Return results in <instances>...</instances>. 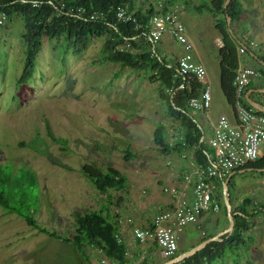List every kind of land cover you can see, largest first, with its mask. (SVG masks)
Returning a JSON list of instances; mask_svg holds the SVG:
<instances>
[{
    "label": "rangeland",
    "instance_id": "rangeland-1",
    "mask_svg": "<svg viewBox=\"0 0 264 264\" xmlns=\"http://www.w3.org/2000/svg\"><path fill=\"white\" fill-rule=\"evenodd\" d=\"M193 1L198 4L206 0ZM158 2L135 0L137 7L149 3L156 7ZM23 31L17 14L0 26V164L14 166V174L19 169L17 176L26 184L31 182L29 169L35 172L39 187L35 184L21 195L17 194L20 187L15 176L7 192L9 203L36 210L37 223L61 237L30 226L24 217L0 204V264H94L104 255L101 249L85 245L84 252L62 238L75 231L74 216L108 205L111 216L123 217L129 208V189L135 191V198L151 191L164 195L162 170L174 163L165 165L167 152L155 141V128L159 123L165 127L168 144L176 142L181 131L177 132L166 102L159 96V86L149 81V73L122 67L105 57L103 49L109 35L92 36L83 47H68L63 37H43L31 76L18 81L26 51ZM214 33H219L216 28ZM190 37L195 42L193 35ZM243 42L248 45V41ZM211 53L210 59L201 52L211 85V105L217 112L225 108L230 112L219 85V60L214 58L215 50ZM197 116L200 118V113ZM48 130L64 141L54 140ZM86 162L103 169L117 168L127 177L126 188H112L110 196L100 191L82 173ZM23 171L24 177L20 176ZM228 190L232 206L247 198L248 206L261 203L264 207V172H235ZM261 220L264 223V218ZM254 231L263 233L258 223ZM249 234L253 236L252 231ZM259 238L262 235L256 239L260 243ZM178 241L180 247H186L184 231ZM243 243L238 250H227L215 264H264V247L251 256V242ZM151 247L155 254L158 248L155 244ZM132 253L129 260L136 259V251ZM162 262L158 258L155 264Z\"/></svg>",
    "mask_w": 264,
    "mask_h": 264
},
{
    "label": "trees",
    "instance_id": "trees-1",
    "mask_svg": "<svg viewBox=\"0 0 264 264\" xmlns=\"http://www.w3.org/2000/svg\"><path fill=\"white\" fill-rule=\"evenodd\" d=\"M224 1L210 0L207 4L201 2L194 6L200 11L204 9L213 12L220 11L224 16L221 22L216 23L222 41V45L218 47L219 84L227 103L234 109L236 89L233 80L239 67L237 47L242 44L246 51L250 50V47L237 39L235 33L229 32L227 27L226 12L231 17V22L241 15L242 10L239 0H230L227 9L223 6ZM34 2H37V4L34 5ZM70 4L83 5L87 10L103 9L111 13L119 8H126L127 11H132L135 18L142 23L148 21L150 15L157 11L153 3L137 7L135 0H0V9L6 13L7 17L17 14L21 17L24 25L22 37L26 44V51L22 70L17 80L23 81L31 76L43 37L48 39L63 37L68 47H77L78 45L83 47L92 36L109 35V40L103 49L105 57L112 62L119 63L122 67H129L134 70L140 69L149 73V81L159 86V96L166 102L167 111L172 121L180 124L185 129L182 141L168 144L165 141V127L159 123L154 132L155 141L167 153L180 151L189 145H195L197 162L204 164L207 157L204 152L206 148L202 139V129L187 107L189 99L198 97L201 94L204 83L194 74H179L176 64H169L158 55L152 49L153 44L147 38L146 29L143 26L136 27V23L132 21L116 22L114 17H109L107 21H93L86 17H76L67 11L61 10L62 5ZM174 5L172 0H163L161 10L165 11ZM137 39H144L147 44L146 48L138 47ZM125 42L131 43L129 49L120 50L116 48L117 45ZM257 55L258 59L264 63V55ZM261 71L264 75V66ZM167 87L171 88L168 92L166 91ZM48 132L54 140L64 141L62 138L55 136L51 130H48ZM248 167H264V154L257 160L249 161L242 168L247 169ZM13 168L14 166L0 164V204L7 211L24 217L30 226L36 227L49 235L61 237L56 232L37 223L34 217L36 210L19 209L9 203L7 192L10 189V183L13 182L19 171L18 169L14 174ZM29 170L31 171V182L26 184L23 178L17 176V184L20 187L18 195H21L22 190L25 192L32 190L35 184L38 186L35 172ZM81 170L97 189L107 193L108 196H110L109 191L112 188L117 190L126 188L127 177L113 166H107L103 169L94 162H86L82 165ZM20 176L24 177V171ZM248 201L246 198L237 207L232 206L234 228L230 233L223 234L218 240L210 241L196 253L175 264H215L218 259L226 255L227 250L238 249L239 244L243 242L242 232L250 227L249 218L253 217L257 211L264 213L263 205L254 206L253 210L249 211L247 209ZM20 202L24 207V201L20 199ZM74 219L76 229L71 235L63 236L64 240L73 242L81 251L85 250V245H93L101 249L112 260L123 262L128 259V256L126 257V245L123 242L119 243L115 237L116 221L115 217L108 212V205L99 210L78 213L74 216ZM210 236L212 235L205 236L202 240ZM249 263L254 264L252 261ZM139 264H155V262L150 261L148 256L145 255Z\"/></svg>",
    "mask_w": 264,
    "mask_h": 264
},
{
    "label": "built area",
    "instance_id": "built-area-1",
    "mask_svg": "<svg viewBox=\"0 0 264 264\" xmlns=\"http://www.w3.org/2000/svg\"><path fill=\"white\" fill-rule=\"evenodd\" d=\"M34 5L37 2L33 3ZM163 0L148 21L141 22L135 18L133 12L126 8H119L114 13L103 9L87 10L83 5H62L61 10L67 11L76 17H86L93 21H107L114 17L116 22H135L136 27H144L145 34L153 46L165 35L169 34L181 44L183 54L176 62L179 74H194L204 83V88L198 97L191 98L187 107L194 111H203L208 114L211 107V87L207 81V70L202 61L195 58V45L189 37L185 23L181 17L179 5L161 10ZM112 14V15H111ZM6 13L0 9V26L7 20ZM254 40L248 41L249 47L257 46ZM131 43L125 42L116 46L126 50ZM238 53H245L244 45L237 47ZM261 69L252 66H239L236 70L233 84L235 94V115L232 121L227 115L220 114L213 125L212 135L208 139L211 151L207 153L204 164L185 171L180 187L164 188L175 198L173 205L159 209L153 217L145 221L133 223V236L140 241H149L155 244L165 259L176 256L179 252L178 232L187 224L198 221L199 216L206 212H218L220 209L217 197V182H224L230 174L243 169L249 161L263 155L264 148V113L258 108L247 104L245 88L254 80L262 76ZM170 87L166 91H170ZM264 96V93H263ZM183 136H181V141ZM263 147L261 148V146ZM117 241L123 242L119 232L115 233ZM127 254V250H126ZM145 256V255H144ZM136 260L123 262L112 260L105 254L96 258L94 264H136Z\"/></svg>",
    "mask_w": 264,
    "mask_h": 264
},
{
    "label": "crops",
    "instance_id": "crops-1",
    "mask_svg": "<svg viewBox=\"0 0 264 264\" xmlns=\"http://www.w3.org/2000/svg\"><path fill=\"white\" fill-rule=\"evenodd\" d=\"M175 5H179L181 7V17L183 14L185 15L183 21L186 26V31L190 36L193 35L195 42V58L197 60H202V55L209 57L211 59L212 51L215 50V59L219 60L218 56V47L222 45L220 33H214L216 28V23L221 22L223 19V14L220 11L213 12L209 9H204L200 11L194 5L196 4L193 0H172ZM188 1V2H187ZM210 0H206L207 4ZM241 4V15L238 19H235L231 22L232 30L237 36V39L243 41L254 40L257 42V46L250 47V50L245 53H239V66H254L259 69L263 68L264 64L256 59L251 53L254 54H263L264 55V0H239ZM189 25L191 27L189 32ZM217 29V28H216ZM137 46H141L146 48L147 44L144 39L136 40ZM196 43V44H195ZM153 46V45H152ZM200 48V50H199ZM152 49L156 51L158 55L164 58L169 64H176L178 58L183 54V48L180 43H178L175 38H173L169 34H165L158 43H156ZM202 52V55H201ZM218 56V57H217ZM258 57V55H257ZM204 64V63H203ZM206 67V66H205ZM208 81V80H207ZM209 83V82H208ZM210 84V83H209ZM220 85V84H219ZM211 86V85H210ZM264 88V75H262L258 80H254L245 88V99L246 92L249 91V96L255 101L259 102V105L264 108V92H260V89ZM221 89V88H220ZM222 92V90H221ZM223 99L226 101L224 94L222 93ZM223 101V100H222ZM227 103V101H226ZM227 105H229L227 103ZM250 105V104H249ZM252 106V105H251ZM230 107V106H229ZM191 113L195 116L198 125L202 129V139L204 142V150L205 155L207 157V153L211 151V148L208 144V139L212 135L213 125L216 122L218 116L220 114L227 115L232 121L235 120L236 115L233 108L230 107V112L227 111V108L222 109L221 111H215L213 106L211 105L208 114L203 111H194L190 110ZM197 113L201 115L199 118ZM177 132L180 130L181 133L177 141L181 139L183 136L184 128L178 123H176ZM176 141V142H177ZM172 144V143H171ZM196 146L189 145L186 148L181 149L180 151H174L169 153H164L165 155V165L171 162L174 163L173 166H164L162 173L163 175V190L164 188L170 187H180L183 182L182 176L185 171H188L195 166H197V155L195 154ZM174 157V159H173ZM246 170H255V171H263L264 167L261 168H250ZM236 172H242L241 170ZM235 173V172H234ZM232 173V175L234 174ZM217 197L220 202V209L218 212H206L199 216L198 221L194 223L187 224L182 230L178 232V240L179 233L184 231L187 237V245L186 247L179 246V252L188 249L199 242L205 236L215 235L221 230H224L228 227L229 220L227 217V211H225L224 207V190H223V182H217ZM165 194L160 195V193L152 192V194L143 196L139 198L133 196L135 191L129 189L128 192V203L129 208L125 216L116 218V232H119L123 237V243L126 245L127 254L133 255V251H136L135 258L136 260L142 258L144 255H147L150 261L155 262L158 258H162V261L165 260V257L162 255L159 249V253L157 250L154 251L155 254H152L151 245L149 241H140L133 236L132 233V225L128 223V218H131L134 221H145L149 220L153 217V215L161 208L169 207L173 205L175 198L171 195L170 192L164 190ZM245 199L243 198V201ZM242 203V202H241ZM232 205V204H231ZM238 203L234 207H237ZM260 205H262L260 203ZM253 207L247 205V209L249 211L253 210ZM259 207V206H258ZM264 214L261 211H257V213L249 218L250 227L243 231V242L248 240L251 242L248 245V251L251 252V256H255L256 252L260 250L259 247H264V223L262 218ZM258 223L260 229L263 230L262 238L260 239V243L256 241L258 237L261 235L254 231L255 224ZM253 232V236L249 234V232ZM253 239L255 241H253ZM242 242V243H243ZM244 244V243H243ZM179 245V241H178ZM136 247V250H134ZM238 250V249H236ZM234 260V259H232ZM253 262V261H252ZM255 264V263H254Z\"/></svg>",
    "mask_w": 264,
    "mask_h": 264
},
{
    "label": "water",
    "instance_id": "water-1",
    "mask_svg": "<svg viewBox=\"0 0 264 264\" xmlns=\"http://www.w3.org/2000/svg\"><path fill=\"white\" fill-rule=\"evenodd\" d=\"M230 2V0H225L224 3H223V6L225 9H227L228 7V3ZM225 17H226V21H227V27H228V30L229 32H231L233 34V30L231 28V17L229 16V14L226 12L225 14ZM256 59H258L257 55L254 54L253 52L251 53ZM259 60V59H258ZM264 64V63H263ZM260 92H264V88L260 89ZM246 100L247 102L258 108V110L262 111L264 113V108H262L260 105H259V102L255 101L254 99H252L250 96H249V91L246 92ZM251 167H248L247 169H250ZM245 170V168L241 169V171ZM232 174H230L223 182V190H224V204H225V207H226V211H227V217H228V220H229V224H228V227L225 228L224 230H221L220 232H218L217 234L215 235H212L204 240H202L201 242H199L198 244L186 249V250H183L181 252H178V254H176V256L172 257V258H169V259H165L162 263L160 264H175L177 262H180L182 260H184L186 257L196 253L197 251H199L200 249H202L207 243H209L210 241L212 240H218L223 234L225 233H230L233 228H234V218H233V214L231 212V209H232V205H231V199H230V194L228 192V183H229V178Z\"/></svg>",
    "mask_w": 264,
    "mask_h": 264
}]
</instances>
